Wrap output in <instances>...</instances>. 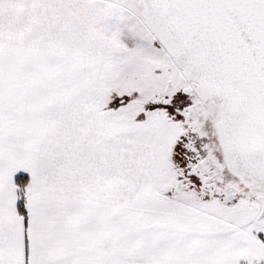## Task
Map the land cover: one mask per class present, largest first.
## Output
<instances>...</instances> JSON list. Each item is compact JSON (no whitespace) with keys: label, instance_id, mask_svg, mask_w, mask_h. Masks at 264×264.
I'll return each mask as SVG.
<instances>
[{"label":"snow or ice","instance_id":"snow-or-ice-1","mask_svg":"<svg viewBox=\"0 0 264 264\" xmlns=\"http://www.w3.org/2000/svg\"><path fill=\"white\" fill-rule=\"evenodd\" d=\"M0 264H264V0H0Z\"/></svg>","mask_w":264,"mask_h":264}]
</instances>
